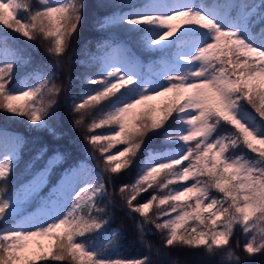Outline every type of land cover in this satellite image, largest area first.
I'll return each mask as SVG.
<instances>
[{
    "label": "snow or ice",
    "instance_id": "1",
    "mask_svg": "<svg viewBox=\"0 0 264 264\" xmlns=\"http://www.w3.org/2000/svg\"><path fill=\"white\" fill-rule=\"evenodd\" d=\"M81 7L80 0L55 5L42 0V6L35 8L29 0H0V24L29 41H40L59 65L77 33ZM202 7L191 0H153L122 18L129 25L162 30L148 42L153 48L167 47L165 41L192 29L207 31L211 40L193 42L159 61L153 74L165 83L141 85L132 102L87 125L84 139L93 158L102 162L101 171L78 190L77 183L83 184L86 176L84 169L66 174L55 191L66 197L68 207L48 222L26 225L21 221L0 228V264H152L148 255L102 258L88 250L81 238L106 223L98 197H111L107 185L113 174L128 168L146 135L169 121L187 127L184 133H165L166 141H180L184 151L150 154L139 178L118 188L122 206L139 218L141 235L151 231L148 225L160 233L162 255L173 248H203L221 257L218 264H225L224 257L231 264L260 257L264 264V134H259L264 129V42L255 40L264 35V0H225L207 11ZM14 66L13 59L0 66V109L39 124L63 88L49 76L11 92ZM87 82L104 86L73 106L76 127L84 126L92 109L104 100L137 86V78L119 67ZM157 97L165 99L159 105L149 103ZM21 99L24 103H12ZM242 103L258 122L237 115ZM112 125L118 130L95 134V129ZM225 127L226 131L218 132ZM58 160L59 156L53 157L49 164ZM11 168L5 155L0 160V222L5 225L15 195L4 187ZM145 193L147 199L138 198ZM237 231L244 237L240 255L233 251Z\"/></svg>",
    "mask_w": 264,
    "mask_h": 264
},
{
    "label": "trees",
    "instance_id": "2",
    "mask_svg": "<svg viewBox=\"0 0 264 264\" xmlns=\"http://www.w3.org/2000/svg\"><path fill=\"white\" fill-rule=\"evenodd\" d=\"M205 1L191 0V3L202 5L201 10L207 11ZM80 2L82 7L77 33L70 41L68 52L59 65L40 41H29L0 24V66L6 59H13L15 62L9 91H21L24 87L35 85L39 80L47 79L49 76L57 86L63 88L56 103L39 124H31L24 116L10 114L0 109V129L15 132L20 137L14 156L10 159L12 168L9 183L4 186L15 195L11 198L7 225L0 222V228L16 223L38 207H46L55 195L53 191L55 185L64 174L80 162H88L100 172L102 162L93 158L90 146L84 139L87 125L91 124L93 119L103 117L106 113L132 102L137 98L141 85L151 82L165 83L159 75L153 74L154 66L159 61L187 48L194 40L211 39V34L207 31L192 29L184 35L178 32L165 44L167 47L151 48L148 37L161 30L150 26L129 25L124 23L122 18L152 3L153 0H80ZM158 2L169 3V0ZM211 2L216 4L225 0ZM29 3L33 8L42 6V0H29ZM48 3L55 5L54 0H48ZM63 3H69V0H64ZM118 17L121 19H117ZM251 31L255 33L256 29L253 28ZM120 46H127L137 61L135 70L129 74L137 78V86L121 89L114 96L104 100L92 109L84 126L76 127L74 120L77 117L73 112V106L104 86L90 84L87 80L99 78L113 68L108 56ZM167 96L170 97L171 94ZM164 99L165 97H157L149 103L159 105ZM12 103L18 105L24 103V100H15ZM237 115L242 119L249 118V123L258 122L255 113L245 103L241 104ZM116 130L117 126L112 125L94 131L95 134H107ZM226 130L225 127L218 129V132ZM186 131L187 127L180 122L169 121L163 129L149 132L131 165L120 173L113 174L111 182L107 185L111 197L105 195L98 197L100 207L105 209L102 215L107 216L106 223L100 229L81 238V242L88 250L100 253L105 259H133L148 255L152 264H216V262L218 264L221 257L211 256L203 248H173L163 255L160 254V233L148 225L147 228L151 231H145L142 236L137 214L129 212L122 206L118 191L121 185L134 183L139 178L145 170V161L150 154H169L175 149L183 152L184 145L178 140L166 141L165 133ZM259 134H264V129H260ZM256 146L260 147L258 144ZM121 147L123 146L117 145V148ZM116 150L118 149H111ZM56 154L59 160L49 164ZM236 154L239 155V152ZM247 155L250 157L252 154ZM41 170H47L46 184L40 189L26 191L29 180ZM107 179L105 175V180ZM148 195L145 193L138 198L145 200ZM243 240V234L237 231L233 239V251L236 255L241 253ZM238 243L241 245L239 248ZM224 260L225 264H231L227 257H224ZM246 264H261V258L249 259Z\"/></svg>",
    "mask_w": 264,
    "mask_h": 264
},
{
    "label": "rangeland",
    "instance_id": "3",
    "mask_svg": "<svg viewBox=\"0 0 264 264\" xmlns=\"http://www.w3.org/2000/svg\"><path fill=\"white\" fill-rule=\"evenodd\" d=\"M54 1H55V4H61L63 3L64 0H54ZM204 6L207 10H210L213 7V3L211 2V0H206L204 3ZM159 32L160 31H157L153 33L151 36H149L148 42L151 39H154L155 36L159 34ZM210 40H204V41L194 40L191 43L197 42V41L200 43H204ZM255 40L257 42H264V35H262L261 37H255ZM168 42L169 41H165L164 45ZM162 46L163 45L157 46L155 48H160ZM108 60H109V63L112 65V67H119L121 71L125 73V75L131 74L135 70L136 65H137L136 59L134 58L133 54L131 53V51L129 50L127 46H120L116 48L108 56ZM244 120L249 121V118H244ZM19 140H20V137L15 132L0 129V160H2L5 155L8 156L9 160L13 158L15 149L19 143ZM180 152L182 151L175 149L171 151L169 154L175 155ZM56 156L58 155L56 154L54 157ZM81 168L84 169L86 176H85L83 184H81L80 182L77 183V186H76L77 190L80 186H87L88 183H90L92 180L95 179L96 174L99 173V171L94 169L88 162L82 161L76 167H73L72 169H70L66 174L71 173L73 170L79 171ZM46 172L47 170H41L37 172L29 180L25 190L33 191V190L40 189L41 187H43L46 184ZM66 174H64L62 178L60 179V181L55 185V187L53 188V191L59 188L60 183ZM67 207H68V202L66 200V197L62 194H57V192L55 191V195L53 196V198H51V200L49 201L46 207L36 208L34 211H32L31 213H28L27 215H25L23 218H21L17 222L22 221L26 225H33V224H39L41 222H48V220L53 215L62 213L63 211L67 209Z\"/></svg>",
    "mask_w": 264,
    "mask_h": 264
}]
</instances>
